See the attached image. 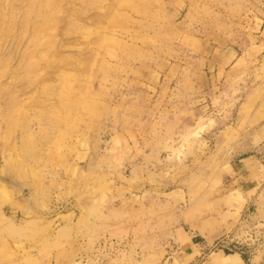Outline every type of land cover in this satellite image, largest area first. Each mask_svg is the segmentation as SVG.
<instances>
[{
  "label": "rangeland",
  "instance_id": "obj_1",
  "mask_svg": "<svg viewBox=\"0 0 264 264\" xmlns=\"http://www.w3.org/2000/svg\"><path fill=\"white\" fill-rule=\"evenodd\" d=\"M262 115L264 0H0V264L264 259Z\"/></svg>",
  "mask_w": 264,
  "mask_h": 264
},
{
  "label": "crops",
  "instance_id": "obj_2",
  "mask_svg": "<svg viewBox=\"0 0 264 264\" xmlns=\"http://www.w3.org/2000/svg\"><path fill=\"white\" fill-rule=\"evenodd\" d=\"M255 127L254 132L250 134L252 137H260L258 145L253 148L255 153L238 157L230 167L232 169V173H234V180L232 181L233 183L235 181V187L240 190L241 194H244L247 202L251 201V203L257 207L258 205L264 207V115L257 120ZM252 191H254V194L249 195L248 193ZM242 198L244 197L242 196ZM176 233L178 240L183 238L186 240L188 238L185 237V232L180 228L177 229ZM262 233H264V229ZM190 242L192 245H195L192 241ZM209 247H211V244H209ZM203 249L212 251V248L209 249L208 246H203ZM231 252L233 253L221 249H213V251L209 253L207 258L202 261L201 264H264V259L261 257L256 259L255 255L251 258L247 257L244 250ZM193 253L194 252H191L189 254L192 256Z\"/></svg>",
  "mask_w": 264,
  "mask_h": 264
},
{
  "label": "built area",
  "instance_id": "obj_3",
  "mask_svg": "<svg viewBox=\"0 0 264 264\" xmlns=\"http://www.w3.org/2000/svg\"><path fill=\"white\" fill-rule=\"evenodd\" d=\"M219 241H222V240H219ZM219 243H221V244H216L217 246V248H215V249H221V250H224V251H228V252H231V251H237L236 250V248L235 247H228V246H226V244H224L223 242H219Z\"/></svg>",
  "mask_w": 264,
  "mask_h": 264
},
{
  "label": "water",
  "instance_id": "obj_4",
  "mask_svg": "<svg viewBox=\"0 0 264 264\" xmlns=\"http://www.w3.org/2000/svg\"><path fill=\"white\" fill-rule=\"evenodd\" d=\"M9 183H12V182L9 181ZM14 186H16L17 188H20L22 192H25L27 190L26 186H22V185H14Z\"/></svg>",
  "mask_w": 264,
  "mask_h": 264
}]
</instances>
